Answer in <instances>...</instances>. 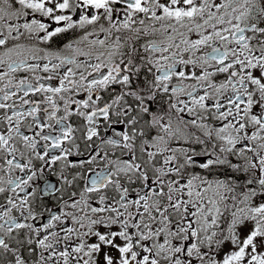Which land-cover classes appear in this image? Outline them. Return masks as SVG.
<instances>
[{
    "label": "snow or ice",
    "instance_id": "obj_1",
    "mask_svg": "<svg viewBox=\"0 0 264 264\" xmlns=\"http://www.w3.org/2000/svg\"><path fill=\"white\" fill-rule=\"evenodd\" d=\"M0 264H264V0H0Z\"/></svg>",
    "mask_w": 264,
    "mask_h": 264
}]
</instances>
